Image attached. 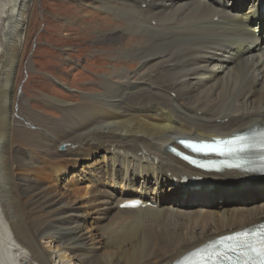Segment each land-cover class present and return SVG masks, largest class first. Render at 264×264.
<instances>
[{
  "label": "bare ground",
  "instance_id": "bare-ground-1",
  "mask_svg": "<svg viewBox=\"0 0 264 264\" xmlns=\"http://www.w3.org/2000/svg\"><path fill=\"white\" fill-rule=\"evenodd\" d=\"M82 1L126 20L100 40L146 39L119 61L80 49V89L99 91L52 99L53 121L13 90L34 0H0V264H176L264 221L263 181L170 150L264 126V0ZM134 199L143 206L120 207Z\"/></svg>",
  "mask_w": 264,
  "mask_h": 264
},
{
  "label": "rangeland",
  "instance_id": "rangeland-1",
  "mask_svg": "<svg viewBox=\"0 0 264 264\" xmlns=\"http://www.w3.org/2000/svg\"><path fill=\"white\" fill-rule=\"evenodd\" d=\"M73 1L34 0V4L28 12L29 25L24 33L25 42H23L13 83V90L17 93H15L17 95L16 103L24 102L21 104H24L23 106L29 110V113L42 112L43 115H47V118L51 117L50 119L53 121L61 119L63 113L53 105H47L50 101L55 103L52 99L75 105L73 103L77 100L94 95L99 91L98 89H80V82L84 77H80L77 73L79 69H83L87 60L80 49H88L91 55H98L100 60L105 56L108 60L119 61V53L123 46L125 47L123 49H126L125 45L134 47L146 39L144 34H133L132 36H136V38L127 35L128 38H131L129 41L132 44H127L125 41L100 40L97 37L100 30L104 29L111 33L112 29L120 27V24L126 20L113 11L101 15L94 6L86 7L87 2L76 0V3ZM111 3L119 5L115 1ZM78 18L80 21L75 22ZM141 32L147 33L148 29L143 28ZM123 59H127V63L131 62L132 65H125V63L122 65V70L132 68V70L140 71L139 64L133 67L136 60ZM56 62L60 65H53ZM100 64L102 63L92 62L91 67L96 68ZM142 70L144 72V69ZM138 73L141 75V72ZM97 75H102V73ZM55 78L61 80L62 83ZM45 79L50 82H45ZM176 103L178 102L176 101ZM14 125H18V123L15 122ZM19 128L24 127L20 125ZM74 202L72 201V203ZM71 259L75 264L81 263L73 257Z\"/></svg>",
  "mask_w": 264,
  "mask_h": 264
},
{
  "label": "snow or ice",
  "instance_id": "snow-or-ice-1",
  "mask_svg": "<svg viewBox=\"0 0 264 264\" xmlns=\"http://www.w3.org/2000/svg\"><path fill=\"white\" fill-rule=\"evenodd\" d=\"M240 235L242 234H233L225 237L224 239L230 242ZM246 249L248 253H251L252 256L255 257V259L245 260L243 261V264H264V235H262L260 240L255 244L247 245ZM215 255V260H212L211 256H202L201 259L196 262V264H218V262H222V258L226 255V252H220L219 250H216ZM177 264H184V261H178ZM237 264H240V262H237Z\"/></svg>",
  "mask_w": 264,
  "mask_h": 264
}]
</instances>
